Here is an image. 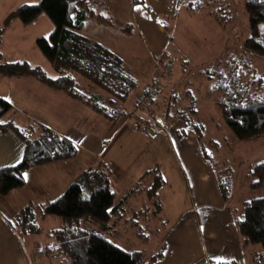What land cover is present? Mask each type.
I'll list each match as a JSON object with an SVG mask.
<instances>
[{
    "label": "trees",
    "instance_id": "16d2710c",
    "mask_svg": "<svg viewBox=\"0 0 264 264\" xmlns=\"http://www.w3.org/2000/svg\"><path fill=\"white\" fill-rule=\"evenodd\" d=\"M135 1L146 5V0ZM101 2L102 0H41L36 4H23L10 12L0 28V46L7 30L15 21L29 26L45 14L53 23L55 29L51 35L37 39L36 44L57 77H51L40 66L32 67L26 61L2 62L1 53L0 77H34L113 122L131 116L138 99L132 110L125 105L138 90V78L122 56L81 34L89 20L116 27L126 35L132 33L133 24H123L100 13L97 6ZM195 7L203 8L204 0L197 2ZM146 8L149 10V7ZM245 12L249 37L238 45L239 52L237 50L230 56L227 55L224 61L216 58L212 65L202 67L198 75L203 82L212 83L206 97L214 103L235 139L248 143L264 138V75L260 76L255 68V59L264 58V0H247ZM209 15L224 31L234 21L230 5L225 2L215 4ZM161 61L163 65L169 64L172 73L174 72L175 63L168 51L163 53ZM169 80L164 82L163 95L148 111L153 122L145 121L148 124L146 130L168 135L166 130L181 122L183 129L178 131V136L184 138L186 130L192 129L204 158L218 174L223 198L229 202L234 188L233 172L229 168L221 169L225 167L224 163L216 161L209 151V147L220 150V145L212 139L206 142L208 120L201 117L199 109L202 84L195 90L192 82L187 80L184 86L190 89L181 94L178 91L180 84L169 88ZM153 83H157L155 73ZM28 125L21 127L14 107L0 98V135L14 134L25 148L24 157L19 164L0 169V195L3 197L26 185L28 171L73 160L79 154L78 147L69 138L35 122L28 121ZM226 146L230 147L227 142ZM145 176L144 178L151 179L152 185L149 189L138 187V190H146L152 200L158 188L165 184V179L157 166ZM250 176L256 178L250 184L251 190L264 187V161L252 167ZM112 181L113 173L105 163L100 162L97 166L84 170L54 201L43 206L29 204L22 208L11 219V225L21 237H29L41 234L40 219L60 218V227L49 234L54 237L59 248L53 264H156L164 258L167 251L168 233L163 244L153 253H148L145 249L124 250L111 238V230L122 221L137 222L139 219L137 216H126L125 205L128 198L117 201ZM136 191L137 189L133 190L131 194ZM156 200L155 203L159 204L158 208L161 210L160 201ZM242 205L237 217L242 244L245 248L254 249L251 252L252 264H262L264 198L246 200Z\"/></svg>",
    "mask_w": 264,
    "mask_h": 264
},
{
    "label": "crops",
    "instance_id": "0c3cea01",
    "mask_svg": "<svg viewBox=\"0 0 264 264\" xmlns=\"http://www.w3.org/2000/svg\"><path fill=\"white\" fill-rule=\"evenodd\" d=\"M1 1L3 2L5 0H0V3ZM154 1L156 3H159L158 6H162L164 3H171L174 6V4H176V1L178 2L181 0ZM206 5L208 4L204 3V6ZM193 6L195 5L190 3L187 9L189 11H192L194 10ZM140 7H143L147 11V18L151 17L153 9L151 12L148 11L146 5H141ZM147 7L153 8L152 5ZM203 8H198V12L203 10ZM12 10L9 11V13L12 12ZM209 11H211V9L207 11L208 16L210 17ZM9 13H7V15ZM165 14L167 13L164 11L160 12V16H163ZM159 18L160 17L156 15V22L154 23V25L156 27L155 30L158 34V39H161L159 43L157 42L158 39L156 36H154V40L152 39V43L156 51V56L152 58V63L156 57L162 55L165 51H168L166 49V46L173 33V31H171L169 27L164 26L167 25V23L164 22L163 19L160 20ZM4 19L5 17H3V19H0V28L2 27ZM39 19L34 24L29 26L23 25L20 21H15L11 25V27L5 34L3 43L0 46V49L2 50V62H4L3 58L6 57L4 48H6L8 44L14 43L15 45L12 44L13 47L11 48V59L8 60L7 58H4L5 62L15 63L19 61H26L32 67L37 66L34 65L28 53L30 52L37 55V49L39 48L36 44V41L40 37L33 38L35 46L29 48V50L25 49L22 45L24 40H26L27 38L25 34L28 32V29L33 25H37ZM89 24V30H86ZM123 24H133L134 28L136 27L137 29V26L134 23ZM17 28L22 29V37H20L21 39H19L18 41L15 40L14 42L10 43L9 36L13 33L15 34ZM81 34L84 37L93 41H97L107 48H110L111 50L118 53L120 56H122L129 69H131L126 62V52L119 49V46H117V40H123L124 36L132 37L133 32L129 35H126L116 27L100 25L94 20H89L86 23ZM129 53H131V51ZM129 53L127 51V56L132 57V53L131 55ZM133 68L136 70V73L134 74L139 80L141 72L137 65H133ZM153 77L154 72L152 68V72H149L146 77L148 78V81H145L146 83L142 86L139 82L138 90L134 93L135 96H132L133 98H131V100L126 103L125 106H127L129 110H132L134 108V105L140 93L146 90L152 84ZM0 98L8 101L14 107L18 118V124L21 127H23L24 124L28 123V121H35L38 124L48 127L57 134L69 138L79 149L78 156L73 160L52 163L28 171L26 174V185L23 188L12 192L6 197L0 195V264H32L30 260V254L24 242V239L28 236L21 237L19 233L12 227L11 219L22 208L29 204H33L35 206H43L46 203L54 201L65 192L67 187L84 170L88 169L89 167H95L100 162L105 163L113 174L116 169L120 171L122 169L123 171L124 169L128 170L126 173L124 171V177H121L120 179L117 178V180H115L114 182L112 181L117 201H122L125 198H128L127 205H125L126 216H137L139 218L148 216L147 221L140 220L134 222L124 220L122 221V223H125V225L141 226L142 224V227H155L153 225L156 224L153 221L159 220L160 225L162 223L168 224L169 229L166 232L168 233L166 237V243L167 240L169 241L171 239V237L175 233L176 228L170 225L171 223L169 220H164L162 218L163 205L161 199H158L161 204L160 210L158 208L159 204L157 205L155 203V201L157 200L154 197L151 200L146 190H138V187L140 188L142 186H144L145 189H149L151 187V179L144 178L146 177L145 174L148 171L154 169L156 166L159 167L160 170L162 169L164 171L166 168L163 165L161 166L159 163H156L152 169L145 171L140 176L131 173L132 169H134L135 163L141 162V159H139L138 155L142 154L140 158L143 157L146 159L151 156L153 157V155H155V153L157 152L156 150L160 149V141L158 140L160 139V136L158 132L151 129H148L146 131H134L132 129V125H130L131 122H127L125 124V119L127 117H123L116 122L110 121L103 116L93 112L91 109L79 103L78 101L70 98L64 92L55 90L31 76H1ZM46 98L58 101L59 104H61V110L68 109L70 111L69 117H71L73 120H60L63 119V117L58 116L60 114H57L56 109L51 105V103L50 108L46 105ZM42 101L45 103L48 109L42 105ZM55 112L57 114L56 116H54ZM83 115L86 116V119L81 118V116L83 117ZM62 121H64L65 123H61ZM106 121L110 122L108 123L109 125L106 124ZM128 126L131 127L130 131L132 133L140 134V137L138 138L139 144L133 147V151L127 154L126 158L128 159L130 156H135L138 158L120 161L118 162V165L114 163V166L112 167L110 161H106L105 157L107 153H109V150L116 144L117 140L120 139V137L124 138V136H126L124 131L128 128ZM169 128V134L166 135L164 133L169 143L172 144L173 142L177 144V146H179V149H181L183 157L184 159H186L185 161L188 163V165H192V167H194L196 164H198L200 167L199 172H194L191 170L192 167H188L191 173L192 181L195 183V190L197 191L196 198L198 200L199 207H197L194 214H192V212L188 214L186 213L190 216V218H188L187 220L186 228H182L179 231V242L177 244L167 243V251L164 258L156 264H211L213 262L252 264L251 252L254 249L245 248L243 246L237 227V217L239 216L243 205L231 207V201L227 202L223 198L220 191L218 174L213 166L204 158L201 150L200 155L197 152H194L195 159L193 158L192 152L189 149L194 144H196L198 148L200 147L193 130L191 129L190 131V129H187L186 137L180 138L178 136V131L183 129V124L181 122H177ZM149 131L155 133L156 135H148ZM172 132H175V134L173 135ZM144 135H148L149 139H145ZM144 140H146L147 142L143 145ZM182 141H190L188 142L190 143V145L188 143L186 145L178 144ZM126 142L128 143V141ZM125 147L126 143L120 146L115 154L117 155L122 152ZM143 148L144 150H142ZM24 151V144L17 136L11 133L0 135V169L19 164L24 157ZM136 152H138V155ZM189 158H191L192 160L198 159L199 162L191 161ZM116 174L119 175L118 173ZM165 185L166 181L165 184L161 185L160 187H163ZM130 187L132 188L130 189ZM120 188H122V191H125L123 195H121L119 192ZM135 189H137L136 193L131 194V192ZM118 194H120V196ZM130 194L131 197H134L133 200L130 197ZM207 205L212 206L210 208L211 210L205 207ZM150 215L152 217H150ZM187 215H184L182 217L183 222L184 217L186 218ZM190 220H192L191 226L194 220L197 224H203L205 226L206 232L207 228L210 227V225H214L218 222L222 231L220 232V234L213 236V233L210 229L208 231L209 237L211 239L213 237H216V239L213 240L211 244H197L196 239L193 238L190 234ZM189 237L191 238V240L189 241V244H187L184 241L188 240ZM39 257V264H45L46 261L42 260L44 259V257L42 255H40Z\"/></svg>",
    "mask_w": 264,
    "mask_h": 264
},
{
    "label": "rangeland",
    "instance_id": "374dc122",
    "mask_svg": "<svg viewBox=\"0 0 264 264\" xmlns=\"http://www.w3.org/2000/svg\"><path fill=\"white\" fill-rule=\"evenodd\" d=\"M40 1L41 0L1 1L0 19L6 17L5 15H7L12 9L15 10L23 4H36ZM197 1L199 0H181L178 2L176 1L174 6L171 3H164L162 6H158V2L156 3L154 0H146V6H153V8L149 7L148 11L152 12L153 9V12L151 17L148 18L147 11L143 7H140L142 4H139V2L135 0H102L101 4L97 6V9L100 13L110 16L116 21L122 23H134L137 26V29L135 27L132 31V37L124 36L123 40H117V46H119V49L126 52V62L132 69V72L136 73L133 65H137L139 68L141 72V76H139L141 86L146 83L145 81H148V78L146 77L149 72H152V68L154 73L156 71L155 60L152 63V58L156 56L152 39L154 40V36L158 39V34L154 25L156 22V15L160 17V20L163 19L164 22L167 23V25H164L165 27H169V29L173 31L172 36L168 40L166 49L172 57L174 61L173 63H175V68L174 72L169 77L170 80L168 79L169 82L167 83V86H169V88H171V86L176 87L179 83L180 88L178 91L182 94L187 89H190L189 87L184 86V83L187 80L192 82V87H194L195 90L199 84H202L199 95L201 99L199 109L201 117L208 120L206 142L212 139L220 145V150L217 151L214 147H209V151L212 152L213 158L216 161L224 163L225 167H221V169L229 168L233 172L234 188L231 194L230 204L231 207H237L239 205L241 206L246 200L264 198V187L256 190L250 189V184L256 181V178L253 179L250 176L251 169L255 164L264 161V138L248 143L240 142L235 139L224 119L216 110L214 103L206 97V93L212 83L208 81L203 82L198 75V71L208 64L212 65L216 58H220L223 61L224 59L226 60L227 55L230 56L231 53L236 52L238 50V45L243 43L249 37L248 17L245 12V2L247 0H205L204 3L208 5L204 6L203 10L200 12H198V8L195 7ZM221 2L230 5L234 16L232 25L227 27L225 31L212 21L207 14L209 9H214L215 4H220ZM190 3L195 5L193 6L194 10L192 11L187 9ZM161 11H164L167 14L160 16ZM40 18L41 19H39L37 25L30 27L25 34L27 38L24 40L22 46L27 50L35 46L33 41L34 37L48 38L55 29V26L47 15L44 14ZM89 26L90 24L87 26L86 30H89ZM20 37H22V29L17 28L15 34L13 33L9 36V41L10 43L15 40L18 41L21 39ZM160 39L157 40L158 43L160 42ZM12 44L14 43L8 44L6 48H4L6 57H3L8 60L11 59ZM37 50V55L30 52L28 53L34 65L43 68L51 77H57V73L52 69L44 55L39 49ZM127 51L128 53L131 51L133 58L127 56ZM0 53L2 54L1 49ZM131 53L129 54L131 55ZM236 54L239 55V53ZM162 55L156 58H162ZM4 58L3 61L5 62ZM255 68L260 76L264 75V58L255 59ZM134 96L135 94H133V97ZM45 103L49 108L52 105L56 109L57 114H60L58 116L63 117V119L60 120L69 121V119H72L69 117L70 111L68 109L61 110V104H59L58 101L46 98ZM45 103L42 101V105L46 107ZM57 114L55 112L54 116ZM81 118L86 119V116L83 115ZM33 122L35 121H31V123ZM61 123L64 124L65 122L62 121ZM108 123L110 122L106 121V124ZM26 125H28V123H26ZM130 125H132V122ZM130 129L131 127L128 126L124 131L126 136H124V138L120 137L105 157L106 161H110L112 167L114 166V163L118 165V162L120 161L138 158L135 156H130L128 159L126 158V155L133 151V147L139 144L138 138L140 137V134H134ZM172 133L173 135L175 134V132ZM158 134L160 136V139H158L160 141V149L156 150L157 152L153 157L151 156L146 159L143 157L140 158L142 154L138 155V152H136L139 159H141V162L135 163L134 169H132L131 173L140 176L145 171L152 169L156 163H159L166 168L165 171L161 169L166 185L157 190L155 199H161L162 201V218L164 220H169L171 223L170 225L176 228L174 235L169 241L167 240V243L177 244L179 242V231L182 228H186L187 220L190 218L187 214L190 212L194 214L197 207H199L196 198L197 191L195 190V183L192 181L191 173L188 168H191L192 165H188L185 161L186 159H184L182 151L177 144L173 142L172 144L169 143L163 132H158ZM148 135L155 136L156 134L149 131ZM148 135H144V138L149 139ZM126 141H128V143ZM146 142L147 141L144 140L143 145ZM188 142L190 141H182L178 144L186 145ZM226 142L232 149L226 146ZM124 143H126V147L122 152L116 155L115 152ZM188 144L190 145V143ZM196 146L197 145L194 144L189 149L192 152L193 158L194 152H197L200 155V147L198 148V146ZM144 148L142 150H144ZM189 159L191 161L199 162L198 159L194 160L195 158L193 160L191 158ZM191 170L199 172L200 167L196 164ZM124 171L126 173L128 170L124 169ZM124 171L123 169L121 171L116 169L113 174V182L117 180V178L120 179L121 177H124ZM131 188L132 187H130V189ZM119 192L121 195L125 193V191H122V188L119 189ZM120 194L118 195L120 196ZM131 198L133 200L134 197ZM205 207L210 209L212 206L207 205ZM184 215L187 216L186 218L184 217L183 222L182 217ZM147 217L148 216L140 217L138 221H147ZM150 217L152 216L150 215ZM61 222L62 220L57 217L40 219V226L42 228L41 234L35 235L34 237L29 236L24 239L32 264H39L40 255L44 257L42 260L46 261L45 264H53L55 262L56 258L54 255L57 251L59 252V248L54 237L49 236V234H51L52 230L58 229ZM153 222L156 224L153 225L155 227H142V224L141 226H135L120 223L118 227L111 230V238L118 247L124 250L134 251L145 249L148 253H153L158 249L160 244H163L166 232L169 229L167 223H162L160 225L159 220ZM189 222L191 227L190 234L196 239L197 244H211L212 241L216 239V237H213L212 239L209 237L208 231L210 229L213 236L220 234L222 231L218 222L214 225H210V227L207 228V232L203 224H197L194 220L191 226L192 220ZM190 240L191 238L189 237L188 240H185L184 242L189 244ZM262 264H264V260L262 261Z\"/></svg>",
    "mask_w": 264,
    "mask_h": 264
},
{
    "label": "built area",
    "instance_id": "2783aa9c",
    "mask_svg": "<svg viewBox=\"0 0 264 264\" xmlns=\"http://www.w3.org/2000/svg\"><path fill=\"white\" fill-rule=\"evenodd\" d=\"M156 71L155 79L157 83L151 84L146 90L140 93L137 100V107L129 116L126 118V122H132V129L134 131H145L148 128V124L145 122H153V119L149 116L148 111L153 104L163 95L164 93V82H166L172 75V68L169 64L163 65L161 57L155 58ZM169 132V130H166ZM58 254L54 255L57 258Z\"/></svg>",
    "mask_w": 264,
    "mask_h": 264
}]
</instances>
